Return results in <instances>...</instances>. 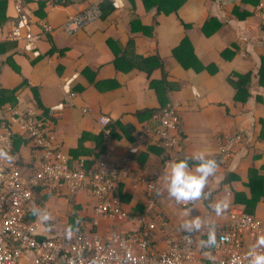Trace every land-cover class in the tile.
Masks as SVG:
<instances>
[{
  "label": "crops",
  "instance_id": "1",
  "mask_svg": "<svg viewBox=\"0 0 264 264\" xmlns=\"http://www.w3.org/2000/svg\"><path fill=\"white\" fill-rule=\"evenodd\" d=\"M65 1L0 0V91L16 99L14 106L6 103L0 109V121L7 118L9 127L22 136L13 116L33 111L55 152L68 159L84 134L91 135L83 144L85 150L102 149L106 160L114 163L127 159L121 165L130 174L121 176L117 186L130 217L97 215V198L89 187L72 195L42 189L38 197L43 202L35 196V207L47 211L50 219L35 215L39 237L65 236L68 225L95 229L105 240L114 230L139 231L150 235V249L157 252L169 232H183L182 221L198 215L201 227L192 232L198 249L195 264L218 260L225 254L219 236L228 227L230 208L244 210L236 203V194L251 196L247 184L252 171L264 177V82L260 83L264 17L259 13L264 0H184L168 14L155 0H110L114 12L107 18L101 13L71 34L66 31L68 21L99 8L104 0ZM17 27L23 32L20 40L12 37ZM27 32L38 40L30 44L24 39ZM149 57L159 60L161 68L148 78L134 68L132 58ZM236 75L249 79L250 97L244 103L236 100L229 81ZM163 76L171 87L166 106L174 107L178 116L177 145L170 150L158 146L153 133L162 108L149 83ZM43 114L46 121L39 118ZM101 116L111 119L110 131L100 124ZM237 134L242 140L230 156L223 155L222 140ZM196 151L214 158L217 168L208 178L206 195L182 206L167 194L168 165ZM15 154L26 174L35 172L40 151L32 141ZM217 203L227 205L220 215L213 207ZM253 215L260 229L245 231L247 244L264 235L263 199L256 202ZM76 216L82 217L81 227L76 226ZM213 226L217 243L202 246L199 241L207 239ZM33 256L27 251L21 264H32Z\"/></svg>",
  "mask_w": 264,
  "mask_h": 264
},
{
  "label": "built area",
  "instance_id": "2",
  "mask_svg": "<svg viewBox=\"0 0 264 264\" xmlns=\"http://www.w3.org/2000/svg\"><path fill=\"white\" fill-rule=\"evenodd\" d=\"M259 13L264 17V4L259 5ZM100 16L99 8H90L72 17L66 31L74 33ZM12 37L20 40L22 28L17 27ZM24 39L33 44L38 37L27 32ZM261 41L264 43V34ZM72 95L68 93V98ZM13 118L22 130V136L31 139L40 155L35 172L26 174L14 153L17 132L11 127L0 129V150L13 157L11 161L0 159V264H21V258L27 251L34 254L32 264H195L198 249L192 232H169L164 248L157 252L150 249V235L139 231L125 233L114 230L105 240L91 228L82 226L71 238L58 234L39 237L37 222L26 219L36 206L34 191L39 187L47 191H65L70 195L89 187L97 198L94 206L97 215L120 220L129 218L122 199L115 193L119 178L130 174L121 165L127 159L119 163L103 161L91 172L82 168L83 162L81 167L72 168L65 155L55 152L52 139L35 112ZM99 122L110 131L109 117L101 116ZM177 132V112L168 106L161 111L158 127L153 130L158 145L166 150L173 148L177 145ZM241 140V134L224 138L221 153L230 156L231 149ZM146 182L149 190L154 188L151 181ZM229 217L227 229L219 236L225 254L209 264H248L247 253L255 243L247 244L243 235L247 230L259 232L260 222L253 214L237 207L230 208ZM225 236L226 239H221Z\"/></svg>",
  "mask_w": 264,
  "mask_h": 264
},
{
  "label": "trees",
  "instance_id": "3",
  "mask_svg": "<svg viewBox=\"0 0 264 264\" xmlns=\"http://www.w3.org/2000/svg\"><path fill=\"white\" fill-rule=\"evenodd\" d=\"M183 1L184 0H155V2L159 5L158 8L161 11H164L165 14H168L171 11H175ZM68 3H71V1L66 0L64 4H68ZM166 4H169L170 8H168V9L164 8L163 6ZM40 5H41L40 10H43L44 9L43 4H40ZM99 8H100L101 13H102L101 18H107L112 12L115 11V7L110 0H104L100 4ZM132 59L135 60V63L133 64L134 68L145 72V74L148 75L147 76L148 78L150 77L149 75L152 73V70H155L157 68H161V64L159 63L160 61L154 57L145 58V59H142L140 61L136 58H132ZM136 60L141 62V64H139V62H137ZM237 77H231L229 81H230V84L232 85V87L236 90V96H235L236 100L244 103L247 101L248 97H250L249 79H248V77L239 76L238 79L235 80V78H237ZM164 78H165V76H163V79L160 81H156V82L150 81V83H149L150 88H152L155 91L157 98L159 100L160 106L162 108L160 110V114H161L162 110L167 108V106H166L167 99H166L165 95H166L167 91L171 90L170 85L166 82V80ZM263 82H264V58L262 59V65H261V71H260V83H263ZM6 94H8V93H6L4 90L0 91V109L6 103H8V105H11V106L12 105L14 106L16 103V99L11 94L10 95H6ZM154 113L155 112H153L152 114H154ZM45 115L47 116V114H45ZM46 116H44V114H43L42 116L40 115L39 118L42 121H46L48 118V116L47 117ZM3 126L4 127L10 126L9 122L7 121V118L5 121L4 120L0 121V127L2 128ZM111 126L112 125H110L109 128ZM120 127L123 130H125V128L123 126H120ZM101 136H103V134H101ZM101 136L99 137V139L102 141L103 138ZM89 139H91V135L90 134H84L80 139L79 147L76 150L71 152V156H69V164L72 168L81 167L80 162H81L82 158L86 159L82 168H84L88 172L95 170L101 162L106 161L107 158L105 157L102 149L100 151H98V150L90 151V150L84 149L83 144ZM29 143H31V139H27L26 137L16 135L15 139H14V152L17 153L20 150L21 146L28 145ZM158 144H159V142L157 143V145ZM252 172H253L252 174H249V183L247 184V187H249L251 190V196L247 197L243 193H237L236 194V203L239 205H242L244 207V210L250 214H254L256 202H258L260 199L264 200V186H263L264 177H262L258 173V171H252ZM231 178L235 179L234 177H231ZM34 192H35V196H36L37 200L39 201V199H40V203H41V201L43 202V198H41V196H40V198L38 197L39 194L42 192V188H40V187L36 188ZM115 193L121 199H124L123 192H122L119 185L116 187ZM139 212L141 213V212H143V210L139 211ZM34 218H35V215L31 214V212L26 217L27 220H34ZM81 219H82V217L76 216V226L77 227L82 226ZM93 231H95V229H93Z\"/></svg>",
  "mask_w": 264,
  "mask_h": 264
},
{
  "label": "clouds",
  "instance_id": "4",
  "mask_svg": "<svg viewBox=\"0 0 264 264\" xmlns=\"http://www.w3.org/2000/svg\"><path fill=\"white\" fill-rule=\"evenodd\" d=\"M0 159L11 161L13 157L8 152L0 150ZM190 160L194 163L190 164ZM216 168V160L210 157L205 151H196L190 157L171 161L168 165L166 176L168 196L178 204L200 199L202 195H206L204 188L208 183V178L214 174ZM226 206V204L222 203L213 205L217 215H220L222 209ZM189 210H186L187 217H189ZM31 211L42 221H48L50 219V214L47 211H42L38 207H33ZM201 224L202 220L197 215L184 219L180 227L185 232H193L198 231ZM74 230L78 229H74L72 225L66 226L65 236L71 238ZM226 238V236L221 237V239ZM199 243L202 246L206 245L208 247L217 243L214 226L209 228L207 239L200 240ZM261 249H264V235L259 236L255 244L249 248L247 253L249 257L248 264H264V250Z\"/></svg>",
  "mask_w": 264,
  "mask_h": 264
}]
</instances>
